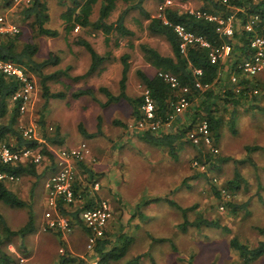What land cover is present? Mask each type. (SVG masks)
Instances as JSON below:
<instances>
[{
  "label": "rangeland",
  "instance_id": "1",
  "mask_svg": "<svg viewBox=\"0 0 264 264\" xmlns=\"http://www.w3.org/2000/svg\"><path fill=\"white\" fill-rule=\"evenodd\" d=\"M81 1L46 0L47 13L50 16L46 26L58 31V36L55 38L38 37L39 52L36 55V60L39 62L46 60L49 58L50 53H53L60 60L58 65L48 66L43 72L44 75L54 76L47 83L51 92L53 94H64V98L51 99L45 110V130L47 133H53L58 126V120H61L66 133L65 139H68V144L64 143L61 147H53L54 155L59 150H67L86 144L90 150V155L81 163L85 162L96 167V165L106 160L102 157L106 149L109 150L110 159H113L112 151L115 150L118 141L137 142V135L131 128V125L135 123L131 115V105L122 99L104 107L103 104L106 103L107 97L98 92L99 88L105 87L113 95H119L123 71L122 58L127 55L129 71L126 93L133 99L139 98L144 94L145 87L137 76V71L141 70L149 77H154L157 74V70L145 61L139 48L140 44L147 43L164 55L172 56L173 53L164 37L155 36L148 32V20L137 11L131 12L126 19V27L133 32L131 37L121 38L119 35L113 34L110 40L106 41L105 35L100 30L77 27L78 30H74L72 35L66 39L61 15L67 8L76 5L74 2L80 3ZM254 1L258 2L260 0ZM205 5L206 2L203 0L144 1V7L152 17L158 15L162 6L185 12L204 10ZM24 8L26 6L21 0H0V15L6 18L8 24L18 28L23 42L34 35L33 20L23 17ZM123 8L124 4L121 1L118 2L117 9L111 14L109 20L115 21ZM98 10L99 4L94 7L93 20L97 18ZM218 15L224 16L221 13H218ZM76 36L89 41L96 52L105 58V62L101 64L95 73L80 80H74V78L84 75L88 71L91 59L85 48L73 43V37ZM29 76L33 88L32 100L26 113H20L17 127L19 131H22L24 127H33L36 134L41 137L40 112L46 102L43 98L41 80L34 75ZM229 79L230 75L228 73L222 74L221 80L223 83L228 82ZM240 79H243V77H240ZM252 84H254L252 88L255 87L254 90L257 91L256 99L250 102L254 107L239 108L235 130L229 129L230 112L220 111L225 122L220 132L219 143L217 146L214 145L218 151L216 156L207 146L202 145V148H195L183 144L177 148L175 159L170 155L172 157L170 158V164H168L167 159L163 165L149 168L145 164L147 157L144 163L135 160V156L131 155L132 157L128 163L129 166L132 163L129 174L135 177L134 189L147 188L152 184L150 182L152 176L148 174L141 176L140 172H143L141 169H165L161 174V179L164 182L161 183L169 182L171 196L167 197V200L176 203V205L172 208L166 204V201H161L163 203L154 206V210L151 208L149 212L153 218L152 222L148 221L145 224L141 220V223L138 221L135 225V223L129 221L127 223L129 226H126L133 235L134 240H129L126 237L120 239V243L116 245L118 250L115 254L118 255L123 250H126V254L120 259L110 260L108 264H243L238 253L231 249L230 240L233 237H238L242 243L255 246L258 241L262 240L256 228L264 227V73L254 78ZM88 88L97 91L95 98H73V93ZM100 116L102 119L101 134L95 138L84 137L79 130V126L82 125L86 135L98 134L97 126ZM116 121L122 124L117 125L115 124ZM73 139L79 141L71 144L74 141ZM69 145L72 146L69 147ZM248 147H256L257 149L248 154ZM165 152H168V150L166 149ZM53 163L54 161L52 162L49 158L44 157L39 167H37L39 173L42 174L45 169L52 167ZM81 163L77 164V168ZM136 168H140L141 171ZM55 172L54 169L47 170L39 181L28 176L22 177L16 182L8 183L11 188L16 189L22 199H25L24 201L27 203L32 201L33 204L31 207V211H33L32 229L25 235L23 240L25 250L26 245L34 248L35 240L43 241L44 236L51 235L48 232L56 233L41 230V220L48 206L46 202L44 208L37 200L33 201L31 194L36 181L39 182V187H35L34 191L39 188L41 194L44 183ZM236 173H239V175L236 176ZM85 176L87 174L80 171L77 173V178L83 184H89L87 201L94 205L106 202L110 206L111 218L107 224L105 238L109 227L111 228L114 221L117 220L118 222L124 212L128 211L130 213L131 206L126 201H121L117 202L115 207L114 193L117 192L113 182L105 185L102 180L97 179L96 181L94 178L91 179L92 181L89 179L90 181L87 182ZM231 181H236V185L229 190L228 187ZM96 183L98 186H95ZM110 186H112L111 189ZM103 187L104 190L107 189L109 192L104 191L106 194L102 196ZM214 189L219 191V196ZM177 205L186 210V216L190 222L203 216L208 220L218 222L221 228L202 227L197 230L194 227H189L186 233L179 232L178 228L174 226L179 223L182 224L184 218ZM136 210L137 212L140 211V209ZM0 211L7 224L15 230L24 227L30 221L28 206L23 209H9L0 206ZM162 220L164 224L161 225ZM122 225L119 223L123 232L126 227ZM76 227L73 226L71 233H60L61 236L62 234L65 236L74 235ZM145 227L155 232L156 235L158 233L156 228H158L163 232V235L166 234L167 239L151 241L149 240L150 237L141 236ZM125 235L127 236V234ZM88 240L89 233L87 232L86 243L84 242L85 256L83 258H77L78 256H74V258L72 253L67 250L66 242H62V246L60 242L59 255L63 254L61 252L63 250L71 254L74 259H77L74 264H83L91 258ZM127 242H129V245ZM132 248L136 252V254H133L134 256L144 252L147 255L146 258L140 263H134L135 258L127 256ZM3 250L14 255L15 262L19 261L20 258H24V264H26L27 258L30 259V257L35 256L32 249L25 252L21 251L19 238H14L11 243L3 247ZM51 253V250L42 251L34 259H30L28 264H49ZM251 264H264V257Z\"/></svg>",
  "mask_w": 264,
  "mask_h": 264
},
{
  "label": "trees",
  "instance_id": "2",
  "mask_svg": "<svg viewBox=\"0 0 264 264\" xmlns=\"http://www.w3.org/2000/svg\"><path fill=\"white\" fill-rule=\"evenodd\" d=\"M66 1V0H64ZM74 1V0H71ZM124 4V8L115 21H110L111 14L117 9L118 2ZM145 0H82L80 3H75L73 7L67 8L61 15V20L64 24L65 38L68 39L73 31L79 28H92L100 30L105 35L106 41L110 40L113 34L119 35L121 38L131 37L133 32L126 27L127 16L131 12L137 11L146 20H148L147 30L150 34L155 36L164 37L169 43L172 49V56L164 55L147 43L140 44L139 48L143 53L144 59L158 72H166L175 75L179 81L181 87L189 88V92L186 93L190 100V106L183 113L177 115L170 125L161 126L156 131H145L135 133L138 138L147 144L155 147L165 148L169 151L170 155L175 157L176 150L181 145H191L195 148H202L201 146H195L188 138V133L195 127L202 119H206L209 123L211 138L214 145H218L220 139V132L224 125L225 119L221 112H230L229 129L235 130L236 119L239 113V108H250V102L256 99V93L254 90V84L252 81L254 78L243 77L240 82V86H243L241 92L235 91V85L228 82L223 83L221 76L223 73H231L235 70V67L243 59L251 56L253 50L250 47L254 32H247L244 30L247 17L252 15L264 16V0L258 2L254 0H230L227 5L222 4L220 0H203L206 2L205 9L202 10L211 14H224V17L233 16L234 34L231 37H225L218 29V24L215 22H209L204 18H198L195 15L190 14L188 11L179 12L169 7H164L161 12V17H152L149 11L144 7ZM99 4L98 16L95 20L92 19L94 14V7ZM47 4L45 0H32L30 6L24 8L22 14L26 19H32V28L34 35L26 39L21 40V35H4L0 36V60L13 62L19 65L27 75H34L38 77L43 89V98L45 104L43 105L40 115V126L42 127L41 142L38 140L26 139L21 131H19L17 124L20 115L21 100L12 102V97L18 92L21 84L19 81L8 78L0 73V140L7 144H13L15 149L24 146L31 147L38 150L44 157L54 161V148L64 145L65 137L61 129L57 126L53 133L49 134L45 130V110L47 104L51 99L64 98L63 93L53 94L47 83L54 78L53 75H44L43 72L48 66H56L60 60L56 58L53 53L49 54V58L41 62L36 60V55L39 52V44L37 43L38 37L45 36L48 38H55L58 36V31L48 28L46 25L50 20V16L47 13ZM184 25L189 31H192L197 36L202 37L208 41L212 46L230 45L232 48L231 56L224 63H212L209 60V50L203 48H190L186 53H181L179 48V40L174 32L175 25ZM73 43L85 48L90 54L91 64L88 71L84 75H80L74 78V80L85 79L91 76L97 71L105 58L100 56L93 48L89 41L82 37H73ZM128 56L125 55L122 58L123 71L120 81V93L119 95H113L107 88L100 87L98 92L103 93L107 97L104 107L109 106L115 101L125 100L132 107V118L137 121L141 118V107L143 105L144 97L133 99L126 93L127 75L129 71ZM201 70L202 75L197 76L194 71ZM141 83L145 89L149 91L150 97L154 100L156 105L157 120L161 124H165L170 114L174 111V104L177 102L181 92L174 91L171 86L160 79L157 74L154 77H149L143 71H137ZM199 80L204 85H210V88L206 90L195 88L196 80ZM96 90L93 88L80 89L73 93V98L79 99L82 97L95 98ZM221 111V112H220ZM101 116L98 118V134H92L98 136L101 134ZM116 124H122L116 121ZM79 130L84 137H91L83 129L82 125L79 126ZM257 149L256 147H248L247 153ZM215 156L217 155L214 153ZM38 164H4L0 161V175L13 176L15 178L22 177H34L38 181L49 169H45L42 174L39 173ZM87 174V182L93 177L89 169H83V172ZM238 176L239 173H236ZM91 175V177H90ZM90 179V180H89ZM37 181V182H38ZM92 181V180H91ZM8 181L0 179V206H4L9 209H23L28 206V203L24 201L15 191L8 185ZM228 189L234 188L236 181L229 183ZM33 186L31 194L33 196ZM232 186V187H231ZM89 184H83L80 179H76L75 195L79 201L74 208H65L63 203L59 204V211L61 215L68 217L72 226H81L87 232L88 230L83 225L80 214L81 211L94 206L90 201H87ZM83 188V189H82ZM215 193L219 196V191L214 189ZM86 199V200H85ZM161 199H153L146 201L145 203L160 202ZM170 205L174 206L176 203L167 201ZM231 206V205H230ZM177 208L182 213L184 222L179 225L181 232L186 233L189 227H194L199 230L202 227L218 228L219 223L214 220H208L203 216L198 217L195 221L190 222L186 216V210L177 205ZM32 213L30 211V221L22 228L17 230L13 229L7 224L6 219L0 211V264H12L15 262V257L10 252L3 250L7 244L11 243L14 238H19L21 251L25 252V245L23 243L25 235L32 229ZM259 235L262 240L258 241L255 246H249L242 243L238 237H233L230 240V247L232 250L238 253V256L243 264H251L261 257H264V227H257ZM89 233V232H88ZM58 236H61L58 233ZM107 237V236H106ZM103 238L98 240L93 254L101 259L104 263V259L107 256H112L115 260L120 259L126 254V250H123L120 254L116 255L118 250L116 247H111V241ZM110 248V250L108 249ZM106 250H109L106 251ZM60 264L75 263L76 259L72 258L71 254L64 252L61 256ZM139 260V259H137Z\"/></svg>",
  "mask_w": 264,
  "mask_h": 264
},
{
  "label": "built area",
  "instance_id": "3",
  "mask_svg": "<svg viewBox=\"0 0 264 264\" xmlns=\"http://www.w3.org/2000/svg\"><path fill=\"white\" fill-rule=\"evenodd\" d=\"M26 7L30 6L32 0H21ZM222 4L227 5L230 0H220ZM166 6L160 7V12L157 16L161 17V12ZM190 14L198 18H204L209 22L218 24V29L225 37H231L234 34L233 16L225 18L222 15L203 12L202 10H189ZM78 30L77 28L75 29ZM244 30L254 32V37L251 40L250 47L253 54L235 67V70L230 75V81L235 85V91L241 92L243 86H240L242 79L254 78L261 73H264V16L252 15L247 17ZM174 32L179 40V48L181 53H186L190 48H203L209 50V60L212 63L226 62L231 56L232 48L230 45L212 46L202 37L197 36L192 31H189L184 25L178 24L174 27ZM19 30L16 26L8 24L5 17L0 15V36L17 35ZM0 73L8 78H13L21 84L18 92L12 97L11 101L21 100L20 113L25 114L32 100V85L31 78L17 64L9 61L0 60ZM197 76L202 75L201 70L194 71ZM157 76L168 83L176 92H181L177 102L174 104V111L169 115L165 124H161L157 120L156 105L150 97L149 91L145 89L143 105L141 107L142 116L135 121L131 128L135 133L145 131H158L161 126L170 125V122L179 114H183L190 106V100L186 93L189 88L181 87L177 77L171 73L158 72ZM195 88L206 90L210 85H204L198 79L195 82ZM257 94V91H255ZM22 135L28 140L42 141L41 137L36 134L33 127L22 128ZM188 138L195 146H207L210 151L217 153L214 143L211 138L209 123L206 119L200 120L195 127L188 133ZM90 150L86 144L74 147L67 150H59L55 153L53 168L56 171L46 183L47 210L43 214L42 231H52L56 233H71L73 226L68 217L61 215L59 204L63 203L65 208H74L79 201L75 195V185L77 179V164L89 157ZM44 156L36 149L31 147H21L15 149L13 144H7L0 140V161L4 164H40ZM197 164V163H196ZM1 180L8 182H16L20 178L13 176L0 175ZM95 186H98L96 183ZM81 221L89 232L88 249L91 258L83 264H103L98 256H93V252L98 240L104 238L108 221L111 218L110 206L106 202L95 204L94 206L81 211ZM61 252L64 253L63 250ZM25 259L20 258L19 261L12 264H24ZM78 262V261H77ZM76 263V262H75ZM74 264V263H73Z\"/></svg>",
  "mask_w": 264,
  "mask_h": 264
},
{
  "label": "crops",
  "instance_id": "4",
  "mask_svg": "<svg viewBox=\"0 0 264 264\" xmlns=\"http://www.w3.org/2000/svg\"><path fill=\"white\" fill-rule=\"evenodd\" d=\"M60 121L61 120H58V127L61 129L64 137H66V133L64 132V127H63L64 124H62V121L61 122ZM117 125H119V124H117ZM95 137H97V136H93V135L91 136V138H95ZM136 140H137V142L130 141V143L126 142L124 140L118 141V143L116 144L115 150L112 151L113 152V159H110L109 150L106 149V151L102 155V157H104V159H106V160L104 162H101L99 165H96V167H94L93 165L86 164L85 162L81 163L79 168L76 167L77 169H79L78 172L79 171L83 172V169H86V170L89 169L91 171L92 177L94 179H96V181H97V179L102 180L105 185L113 182L114 186L116 187V192H117L116 194L114 193V195H115V197H114L115 207H116V203L121 202V201L122 202L126 201L127 204L131 206L130 207V213H128V211H126L127 213L124 212V214L122 216H120L119 221L118 222H117V220L114 221V224H112L111 228L109 227V231L107 232V237L105 240L109 239L111 241V247L110 248L116 247V245L120 243V239H122V238L125 239V237H126L129 240H134V238L132 237L133 235H131V232L127 228V226H129V225H127V223H129V221H131V223H135V225L138 221H139V223H141V220L144 221L145 224L148 221L152 222L153 218L151 217V213H149V212L151 211V208H152V210H154V206L163 203L161 201H166V204L169 205V207L173 208V206L167 202L168 201L167 197L171 196L170 184L168 181L165 183H161V182H164L163 179H161V174L165 171V169H141L143 171V172H140L141 176L146 175V174L152 176V180L150 181L152 184L147 188L141 187V188H139V190L134 189L133 182H135V177H132L131 174H129V169H130V166L132 163H130V166L128 163V161L131 159L132 156H135V160H138L139 162L142 161L144 163L146 162V157H147V162L145 164L149 168H155L157 165H163L167 159H168V164H170V161H171L170 158L173 157V156L172 157L170 156L169 151L165 152V150H166L165 148L155 147L153 145L147 144L146 142L142 141V139H140L138 137ZM78 141L74 140V141H72L73 143H71V144H75ZM64 143L68 144L67 138L65 139ZM127 145H128V147H127ZM71 146L72 145H69V147H71ZM174 159H175V157H174ZM49 169H55V168H53V166H52ZM136 169H138V168H136ZM138 170L141 171L140 168ZM91 175H90V177H91ZM87 176H85V177L87 178ZM36 183H37V186H36V188H37V187H39L38 186L39 182L36 181ZM46 183L47 182L44 183L41 194L39 193V188L36 189V191H34V193H33V201L37 200L39 202V204H41L43 206L45 205V199H46V195H47ZM162 187H164V188H162ZM111 188H112V186H110V189ZM12 190L16 192V189L12 188ZM102 190H103L101 193L102 196L106 194L104 191L109 192V190H107V189L104 190V187L102 188ZM16 194L19 195L18 192H16ZM144 197H145V199H143ZM156 198L161 199V201L160 202H154L153 204L145 203L146 201H151V200L156 199ZM23 200H25V199H23ZM32 205H33L32 201L30 203H28V207H29L30 211H31ZM44 208H45V206H44ZM136 209H140V211L137 212ZM145 209H146V211H145ZM31 212H33V211H31ZM28 217H29V215H28ZM119 223L123 224L122 225L123 227H126V229L123 232H122L121 226H119ZM162 224H164L163 220L161 221V225ZM180 224L181 223H179L178 225H176L174 227L178 228ZM42 225H43V217L41 220V227H42ZM139 225H141V224H139ZM153 228H155V227H153ZM156 229L158 231L157 235L155 234V232H152L145 227V230L143 231V234L141 236L150 237L149 240H151V241L166 240L167 239L166 234L163 235V232H161L158 228H156ZM74 230H75L74 235H71V236L70 235L65 236L64 234H62V236H58V234H56V233L48 232L51 235L44 236L43 241L35 240V243H34L35 247L34 248L26 245V251H30L32 249L33 254L35 255L34 257H30V259H32V258L34 259L42 251L51 250L52 253H51V256H50L48 263L49 264H60V261H61L60 256L61 255H59V250H58V248L60 249V247H59L60 242H61V246L63 244L62 242L67 243L66 244L67 250L72 253L73 257L78 256L77 258H83L85 256L84 255V252H85L84 242L86 243L87 231L85 229H83L81 226H77L76 229H74ZM178 231L181 232L179 228H178ZM181 233H183V232H181ZM125 234H127V236ZM178 234H180V233H178ZM159 235H163V236H159ZM168 237H170V236L168 235ZM81 240H82V242H81ZM127 244L129 245V242H127ZM110 248H108V249L110 250ZM57 250H58V252H57ZM109 250H106V251L109 252ZM133 254H136L134 248L129 250V255H127V256L128 257L130 256L131 258H135L133 260L134 263H140L147 256L146 253H144V252L141 254H138L137 256H134ZM261 258H263V257H261ZM30 259H28V258L26 259V264H28ZM113 259L114 258L112 256H109L107 254V256L104 259L103 264H108V262L110 260H113ZM137 259H139V260H137ZM68 264H73V262L68 263Z\"/></svg>",
  "mask_w": 264,
  "mask_h": 264
}]
</instances>
